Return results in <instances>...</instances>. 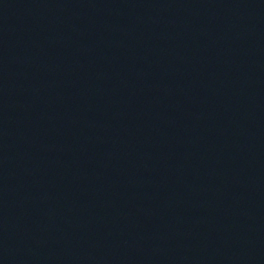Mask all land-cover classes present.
I'll list each match as a JSON object with an SVG mask.
<instances>
[{
    "label": "water",
    "instance_id": "95a60500",
    "mask_svg": "<svg viewBox=\"0 0 264 264\" xmlns=\"http://www.w3.org/2000/svg\"><path fill=\"white\" fill-rule=\"evenodd\" d=\"M0 264H264V0H0Z\"/></svg>",
    "mask_w": 264,
    "mask_h": 264
}]
</instances>
